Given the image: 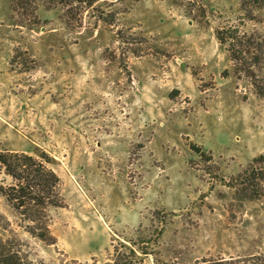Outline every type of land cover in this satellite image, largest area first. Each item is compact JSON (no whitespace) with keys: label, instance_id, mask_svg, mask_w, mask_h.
I'll list each match as a JSON object with an SVG mask.
<instances>
[{"label":"rangeland","instance_id":"obj_1","mask_svg":"<svg viewBox=\"0 0 264 264\" xmlns=\"http://www.w3.org/2000/svg\"><path fill=\"white\" fill-rule=\"evenodd\" d=\"M41 1L0 0V154L23 178L0 171V244L27 264L264 258V6ZM35 171L57 181L42 220Z\"/></svg>","mask_w":264,"mask_h":264},{"label":"trees","instance_id":"obj_2","mask_svg":"<svg viewBox=\"0 0 264 264\" xmlns=\"http://www.w3.org/2000/svg\"><path fill=\"white\" fill-rule=\"evenodd\" d=\"M14 1V0H13ZM34 0H15L14 9L20 11H23V15H30L31 17L34 16V12L32 10L34 7L32 6V2ZM100 1H116V0H42L41 2L45 4V7L48 9H55L57 7L66 8L68 10V13H71L73 9H89L92 8L96 3ZM183 3L187 4V7H189L188 16L189 19L192 21H197L199 18H201L200 13H202V17H205V9L201 5V0H181ZM250 3L257 7H263L264 6V0H250ZM177 4V3H176ZM186 7V5H185ZM186 7V10H187ZM195 7V11H191ZM195 12V13H194ZM237 32L238 30L233 27H229L227 29H222L216 32V38L218 42L221 45H229V51L232 54L231 60L235 61V53H234V43L237 40ZM198 152V151H197ZM11 157H8L6 155L0 154V171H3L7 176L11 177L15 181L23 180V178L17 174L15 167V164H11L10 159ZM253 164L258 165L260 170H264V157H260L253 161ZM259 169H254L255 171H258ZM252 174L255 176V173L252 172ZM246 176V182L248 183V187H252V184H255L258 181V178H253L250 176L249 172L245 173ZM250 181H252L250 183ZM260 185V184H259ZM57 187V181L54 176H49L47 174H44L40 171H35V175L28 181V184L26 187L22 189V192L26 193H33L37 195L40 199L35 202L34 206L32 208H29V211L32 213H35L41 220L43 219L42 214L40 213L41 208L45 207L47 203L52 205V201L50 197L53 196L55 190ZM258 187V185H257ZM36 188V189H35ZM253 188V187H252ZM247 191V190H246ZM248 192V191H247ZM256 198V195L253 197ZM30 233L32 236L40 239L43 242H46L48 239V230L45 229L44 231H37L35 228H31ZM135 246V245H134ZM6 244H0V264H27L24 262L17 253H13L12 251L7 250ZM135 250L131 248H126V251L122 253L121 255H118V257L115 260V264H133V258L132 256L135 255ZM234 261H219L213 264H236L233 263ZM242 264H264V258L263 257H251L247 259L245 262H237ZM210 264V263H206Z\"/></svg>","mask_w":264,"mask_h":264}]
</instances>
